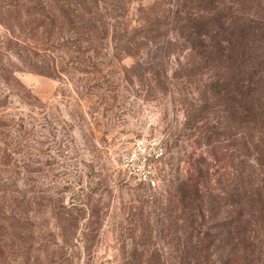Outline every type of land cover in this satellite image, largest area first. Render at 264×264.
<instances>
[{
	"label": "rangeland",
	"instance_id": "rangeland-1",
	"mask_svg": "<svg viewBox=\"0 0 264 264\" xmlns=\"http://www.w3.org/2000/svg\"><path fill=\"white\" fill-rule=\"evenodd\" d=\"M256 11L0 0V264H264V76L260 118L209 89L235 57L216 59L211 17L264 45ZM138 139L166 149L156 188L123 167Z\"/></svg>",
	"mask_w": 264,
	"mask_h": 264
},
{
	"label": "trees",
	"instance_id": "trees-1",
	"mask_svg": "<svg viewBox=\"0 0 264 264\" xmlns=\"http://www.w3.org/2000/svg\"><path fill=\"white\" fill-rule=\"evenodd\" d=\"M251 4L257 10L256 12L260 14L261 17L259 18H264V4L259 3L257 0H251ZM210 21L213 22L210 29L214 28V30L209 31V34L218 40L213 45L215 53L219 54V57L216 59H220L225 52L229 54L230 51L235 53V57L230 56L229 62L233 65V70L230 72L229 77H224L220 83L211 82L210 91L219 94L220 92L230 90L232 94H238L242 102L245 103L246 112H254L255 109L254 114L260 118L262 116L260 110L249 103L245 95L253 90L264 76V45L254 46L249 41L244 44L242 35L249 37L251 32L255 30L251 24L246 29L237 32L238 38L231 39V35H226L227 32L231 33V30L228 29V23H226L227 21L224 18H220V15H214ZM250 21L252 22L253 20ZM197 27V25L192 24L184 25L182 30L186 33V38L188 36H198L199 34H204V37L207 36L208 31L207 33L203 32L201 25ZM239 36L242 41L239 40ZM262 119H264L263 116Z\"/></svg>",
	"mask_w": 264,
	"mask_h": 264
},
{
	"label": "built area",
	"instance_id": "built-area-1",
	"mask_svg": "<svg viewBox=\"0 0 264 264\" xmlns=\"http://www.w3.org/2000/svg\"><path fill=\"white\" fill-rule=\"evenodd\" d=\"M163 143L157 139H138L123 159V167L149 188L159 184L155 164L165 155Z\"/></svg>",
	"mask_w": 264,
	"mask_h": 264
}]
</instances>
